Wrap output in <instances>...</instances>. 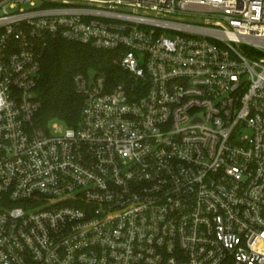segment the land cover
<instances>
[{
  "label": "built area",
  "instance_id": "2783aa9c",
  "mask_svg": "<svg viewBox=\"0 0 264 264\" xmlns=\"http://www.w3.org/2000/svg\"><path fill=\"white\" fill-rule=\"evenodd\" d=\"M50 37L127 74L76 127L35 123ZM0 264H264V0H0Z\"/></svg>",
  "mask_w": 264,
  "mask_h": 264
},
{
  "label": "trees",
  "instance_id": "16d2710c",
  "mask_svg": "<svg viewBox=\"0 0 264 264\" xmlns=\"http://www.w3.org/2000/svg\"><path fill=\"white\" fill-rule=\"evenodd\" d=\"M114 51L89 44L50 37L41 57L36 86L40 108L35 116L37 126L46 127L56 119L78 126L82 118L84 96L77 92L74 77L78 72L104 74L110 85L127 74L115 63ZM131 81V80H129Z\"/></svg>",
  "mask_w": 264,
  "mask_h": 264
},
{
  "label": "water",
  "instance_id": "95a60500",
  "mask_svg": "<svg viewBox=\"0 0 264 264\" xmlns=\"http://www.w3.org/2000/svg\"><path fill=\"white\" fill-rule=\"evenodd\" d=\"M183 19L187 20V21H198V22L202 21L201 19H198V18H195V17H183Z\"/></svg>",
  "mask_w": 264,
  "mask_h": 264
},
{
  "label": "rangeland",
  "instance_id": "374dc122",
  "mask_svg": "<svg viewBox=\"0 0 264 264\" xmlns=\"http://www.w3.org/2000/svg\"><path fill=\"white\" fill-rule=\"evenodd\" d=\"M54 123H57L60 126H64L65 125V122L61 121L60 119H56V120L52 121L51 126H53Z\"/></svg>",
  "mask_w": 264,
  "mask_h": 264
}]
</instances>
